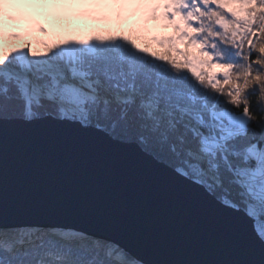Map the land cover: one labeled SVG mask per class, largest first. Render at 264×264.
<instances>
[{
  "label": "snow or ice",
  "instance_id": "snow-or-ice-1",
  "mask_svg": "<svg viewBox=\"0 0 264 264\" xmlns=\"http://www.w3.org/2000/svg\"><path fill=\"white\" fill-rule=\"evenodd\" d=\"M75 3L85 6L80 15L93 18L107 19L103 9L115 7L120 15L131 7L167 22L175 34L151 38L167 55L129 35L42 41L39 49L31 43L7 51L0 46V122L51 120L135 146L223 207L242 212L264 249V0H63L58 6ZM21 8L22 0H0V21L21 18ZM213 66L223 70L226 93L218 74L206 71ZM0 264L145 262L81 231L2 219Z\"/></svg>",
  "mask_w": 264,
  "mask_h": 264
},
{
  "label": "water",
  "instance_id": "water-1",
  "mask_svg": "<svg viewBox=\"0 0 264 264\" xmlns=\"http://www.w3.org/2000/svg\"><path fill=\"white\" fill-rule=\"evenodd\" d=\"M117 243L145 264H260L252 221L135 146L51 120L0 122V220Z\"/></svg>",
  "mask_w": 264,
  "mask_h": 264
},
{
  "label": "rangeland",
  "instance_id": "rangeland-1",
  "mask_svg": "<svg viewBox=\"0 0 264 264\" xmlns=\"http://www.w3.org/2000/svg\"><path fill=\"white\" fill-rule=\"evenodd\" d=\"M146 3H163L164 0H144ZM49 3L55 7L59 8V13L54 15L52 19V23L54 26V30L59 34L61 39L70 38V34L66 31V27H71L73 25H80L82 27L81 37L82 39L89 38V32L87 30L86 24L84 21L86 20H97L101 18H93L88 15H80L79 13L85 7L80 3L73 4L70 8H62L58 5L63 3V0H22V8L21 11L24 13L21 18L12 20L9 17H4L0 24H8L12 25H23L22 33L19 34L22 38L19 40H9V39H0V46L4 48L5 51L10 49L13 46L22 47L24 44H27L24 38V35H29L33 32H37L40 25L44 23L45 14L43 12V4ZM116 8H108L103 9V13L107 15V21L114 22V15L116 13ZM123 14L127 18L137 19V24L141 28L147 38L156 37H165L169 35H174V29L171 26L165 27L164 25L167 22L160 20L148 19L145 15L144 11H133L131 7L125 8ZM11 34V32H10ZM71 39V38H70ZM141 45V44H140ZM143 46V45H141ZM144 47V46H143ZM151 51V50H150Z\"/></svg>",
  "mask_w": 264,
  "mask_h": 264
},
{
  "label": "trees",
  "instance_id": "trees-1",
  "mask_svg": "<svg viewBox=\"0 0 264 264\" xmlns=\"http://www.w3.org/2000/svg\"><path fill=\"white\" fill-rule=\"evenodd\" d=\"M43 12L45 14L44 23L40 25V27H44L47 29L46 32H33L29 35H24L26 43H31L35 48L39 49L42 47L41 43L42 41L47 42H53V41H60L61 37L59 34L54 30V26L52 23V19L54 18V15L59 13V8L53 6L49 3L43 4ZM117 10V9H116ZM115 21H107L104 19H97V20H86L84 23L86 24L87 30L89 32V38L93 35H101V36H107V35H129L137 40L138 44L143 45L144 47H147L151 52L156 53L157 55H167V49L166 47H160L156 43L152 41L151 38H147L145 34L143 33L141 28L137 24V19H131L127 18L123 12L120 13V15H117V11L114 15ZM23 25H8V24H0V29H2L4 36L2 39H10V32L21 34L22 33ZM173 34H175L172 31ZM181 48L184 47L183 44L179 45ZM194 51V50H193ZM174 55V54H173ZM213 65H215V60L213 61ZM213 71L216 72L217 80L221 81V87L224 89V92L226 93L227 90L230 88V85H224L222 83L223 81V70L213 66L211 69H207L206 71ZM190 77L191 73L188 72L187 69H183ZM194 79V78H192ZM223 104L224 107L229 108L231 110H234L230 104H224L225 96L223 94H217ZM257 111H260L259 108L256 109ZM93 237V236H92ZM96 238V237H95ZM45 240L53 239L52 237H45Z\"/></svg>",
  "mask_w": 264,
  "mask_h": 264
},
{
  "label": "bare ground",
  "instance_id": "bare-ground-1",
  "mask_svg": "<svg viewBox=\"0 0 264 264\" xmlns=\"http://www.w3.org/2000/svg\"><path fill=\"white\" fill-rule=\"evenodd\" d=\"M82 27L80 25H73L71 27H66V31L69 32L71 39H82L81 37Z\"/></svg>",
  "mask_w": 264,
  "mask_h": 264
}]
</instances>
